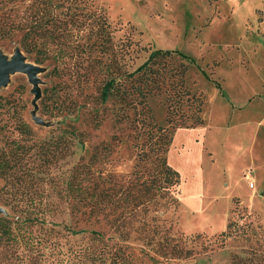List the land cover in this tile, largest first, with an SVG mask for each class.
<instances>
[{"label": "rangeland", "instance_id": "rangeland-1", "mask_svg": "<svg viewBox=\"0 0 264 264\" xmlns=\"http://www.w3.org/2000/svg\"><path fill=\"white\" fill-rule=\"evenodd\" d=\"M29 2L0 3V15L12 14L15 21L24 20ZM95 2L104 9L114 46L119 51L114 53L124 69H135L151 49L178 50L191 59L186 73L188 87L205 96L201 112L204 125H197L200 132L196 128L179 130L169 145L168 162L180 172L182 179L179 204L176 209L160 212L175 230L201 233L204 238L196 242L193 255L166 258L150 250L132 233L123 241L134 263L229 264L230 254L243 249L239 242L228 239L225 244H211L206 250L201 249V243L207 244L208 237L225 230L231 219L240 225L250 220L264 224V197H253L258 182L245 176L248 172L252 176L258 173L264 180V0ZM21 35L17 31L14 37L0 38V52L10 57L16 47L21 48ZM69 53L59 64L52 60L38 63L43 70L38 74L41 97L35 114L44 123L34 119L35 94L26 73L11 74L0 87L5 104L0 109V147L15 136L14 123L20 116L34 132L31 135L34 154L29 164L37 168L38 176H43L29 188L28 194L34 199L6 203L9 194L0 191V207L4 209L1 215L16 220L20 213L38 214L40 219H33L28 225L36 235L45 238L44 242L51 237L46 248L54 252H76L87 247L96 250L99 243L92 238L91 230L117 237L103 216L88 217V209L73 206V199L64 195V174L88 161L97 151V160L92 163L97 180L108 187L112 186V178H119L125 185L135 169L139 145L144 139L138 127L128 121H117L113 103H97L99 80L84 75L82 52ZM24 54L34 61L32 55ZM55 65L61 69L60 75L55 73ZM148 103L154 121L167 126L165 95L149 97ZM95 117L100 120L97 127L92 122ZM178 128L191 127L175 128L172 138ZM64 129L84 133V143L77 137L71 138L68 155L62 143ZM104 142L111 144L112 151L99 161L104 158ZM48 143L55 144V154L59 157L44 166V155L39 150ZM4 183L0 177V188ZM56 185L61 193L53 190ZM5 190L14 191L15 187L9 184ZM67 228L86 231L72 234ZM73 264L109 262H91L78 253Z\"/></svg>", "mask_w": 264, "mask_h": 264}, {"label": "trees", "instance_id": "trees-1", "mask_svg": "<svg viewBox=\"0 0 264 264\" xmlns=\"http://www.w3.org/2000/svg\"><path fill=\"white\" fill-rule=\"evenodd\" d=\"M22 1L25 0H0V3ZM27 7L25 19L18 22L12 19V14L0 15V38L14 37L17 31L21 32L22 50L39 64L49 60L59 64L71 55L69 52H82L84 75L99 80L97 103H113L117 121H128L138 127L144 139L139 145L135 169L125 185L119 178H112V186L108 187L97 180L92 165L97 160V151L88 161L64 174V195L73 199V206L88 209V217L103 216L117 237L91 230L92 238L99 243L96 250L87 247L76 252H54L46 248L51 237L44 242L45 238L36 235L28 225L33 219H40L38 214L20 213L16 220L0 214V264H73L78 253L95 263L135 264L123 241L132 233L163 257L193 255L196 242L204 235L175 230L173 224L160 214L171 207L176 209L179 204L181 174L167 159L172 131L177 127H195L204 121L201 112L205 96L188 87L186 81L190 57L178 50L151 49L140 65L127 70L114 53L119 51L114 46L110 23L95 0H31ZM82 30L87 32L82 34ZM54 71L61 73L57 65ZM217 86L220 87V83L217 82ZM160 94L165 95L167 126L154 121L148 103L149 97ZM4 105L0 95V109ZM93 121L96 127L100 124L97 117ZM14 124L15 136L0 147V177L5 180L0 191L9 194L6 203L34 199L28 194L29 188L43 177L38 176L37 168L29 164L34 154L33 129L20 116ZM62 134L65 137L62 143L67 148L65 155L69 153L72 137L84 143L83 131L64 129ZM56 143L62 150L63 147ZM102 147L104 158L99 161L112 151L108 142L102 143ZM39 153L44 155V166L51 165L59 157L55 154V144L42 146ZM9 184L15 187L14 191L5 190ZM54 187L53 190L61 193L57 185ZM67 229L72 234L86 231ZM208 238L207 244L201 243L202 250L213 244L223 245L228 239L240 243L242 251L232 252L229 264H264V224L250 220L240 225L231 219L225 230Z\"/></svg>", "mask_w": 264, "mask_h": 264}, {"label": "water", "instance_id": "water-1", "mask_svg": "<svg viewBox=\"0 0 264 264\" xmlns=\"http://www.w3.org/2000/svg\"><path fill=\"white\" fill-rule=\"evenodd\" d=\"M43 70V67L38 63L27 59L24 51L20 47L14 49L13 54L8 57L0 52V87L5 85L11 74L15 72H23L28 76L29 82L32 84V91L35 94L33 98L34 104V119L44 123L42 119L38 118L35 114L37 110V100L41 97L40 78L38 74ZM4 211L0 207V214Z\"/></svg>", "mask_w": 264, "mask_h": 264}, {"label": "crops", "instance_id": "crops-1", "mask_svg": "<svg viewBox=\"0 0 264 264\" xmlns=\"http://www.w3.org/2000/svg\"><path fill=\"white\" fill-rule=\"evenodd\" d=\"M208 120H209V118H208ZM201 125H204V124H201ZM200 125V126H201ZM206 126V125H205ZM208 127H210V126H208ZM194 128H196L195 130L196 131H198L199 130V132H200V127L199 126H196V127H191V128H178L175 132H174V135H173V140H175V137L177 136V132L180 130V132H186L187 131V129L188 130H190V129H194ZM194 130V131H195ZM197 135H199V133L197 134ZM182 145H183V142H182ZM255 169V171H257L258 170V168L256 167V168H254ZM262 170V169H261ZM264 170H262V172H263ZM245 176H246V178H253L254 177V180H256L258 183V186L256 187V189H254L253 190V197H255V196H261V197H264V180L263 179H260L259 177H258V173L256 174V175H254V176H252V174H250L249 172L247 173V175L245 174ZM262 181V182H261ZM251 183H252V181H251ZM253 184V183H252Z\"/></svg>", "mask_w": 264, "mask_h": 264}, {"label": "bare ground", "instance_id": "bare-ground-1", "mask_svg": "<svg viewBox=\"0 0 264 264\" xmlns=\"http://www.w3.org/2000/svg\"><path fill=\"white\" fill-rule=\"evenodd\" d=\"M251 185V184H250Z\"/></svg>", "mask_w": 264, "mask_h": 264}, {"label": "built area", "instance_id": "built-area-1", "mask_svg": "<svg viewBox=\"0 0 264 264\" xmlns=\"http://www.w3.org/2000/svg\"><path fill=\"white\" fill-rule=\"evenodd\" d=\"M252 184V183H251Z\"/></svg>", "mask_w": 264, "mask_h": 264}]
</instances>
